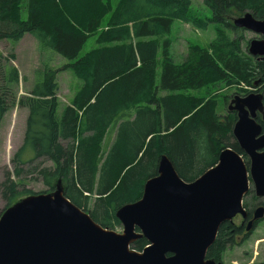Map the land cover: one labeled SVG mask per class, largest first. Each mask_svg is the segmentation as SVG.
I'll use <instances>...</instances> for the list:
<instances>
[{"label": "trees", "instance_id": "16d2710c", "mask_svg": "<svg viewBox=\"0 0 264 264\" xmlns=\"http://www.w3.org/2000/svg\"><path fill=\"white\" fill-rule=\"evenodd\" d=\"M114 1L0 0V40L16 45L35 36L68 61L60 71L70 70L81 82L62 111L58 71L50 68L38 73L28 95L6 100L19 72L1 65L6 87L0 88V102L28 111L13 173L0 189L7 209L36 195L23 182L31 174L47 188L45 194L61 181L66 198L113 230L121 224L116 212L142 198L163 155L185 182L213 168L225 148L247 158L233 136L237 113L219 114V92L211 93L237 86L240 96L254 89L264 95V61L250 56L243 30L233 26L248 12L264 19V0H204V12L195 10L193 0H119L116 7ZM177 21L202 31L213 28L217 35L208 46H192L180 64L163 38ZM92 37L96 47L81 56ZM205 89L207 94H195ZM258 122L264 129L260 116ZM224 229L208 251L219 260L234 243ZM147 246L141 238L132 247L142 252Z\"/></svg>", "mask_w": 264, "mask_h": 264}, {"label": "water", "instance_id": "95a60500", "mask_svg": "<svg viewBox=\"0 0 264 264\" xmlns=\"http://www.w3.org/2000/svg\"><path fill=\"white\" fill-rule=\"evenodd\" d=\"M233 24L260 36L249 42L248 51L264 60V19L248 12ZM228 110L237 113L233 136L250 167L242 155L225 148L213 168L185 182L163 155L142 198L118 209L122 233L104 228L74 205L60 181L54 192L30 195L0 215V264H215L206 261L207 253L224 223L247 217L243 201L251 183L256 196L264 198V130L257 121L259 115L264 121V95L235 96ZM263 218L260 207L254 220ZM141 238L148 246L137 252L132 246Z\"/></svg>", "mask_w": 264, "mask_h": 264}, {"label": "rangeland", "instance_id": "374dc122", "mask_svg": "<svg viewBox=\"0 0 264 264\" xmlns=\"http://www.w3.org/2000/svg\"><path fill=\"white\" fill-rule=\"evenodd\" d=\"M118 2L119 0H115L113 6L116 7ZM193 3L196 11L199 12L204 10V0H193ZM242 30V35L246 41L250 42L253 39H260V36L255 33L245 29ZM216 37L217 35L213 28L202 31L195 29L189 24L177 21L174 23L170 35L163 38L170 42V56L173 58V61L176 64H180L189 55L192 46H208ZM165 39L161 38V42ZM95 42L96 37H92L86 44L81 56H84L94 49L96 47ZM6 63H8L9 67L16 68L19 72V82L17 84L8 85V91L6 92L11 91V97L6 98V100L16 98L18 101L22 96L28 95L33 90L38 80V73L44 72L46 68L58 71V98L61 102V111L64 109V106L70 103L78 87L81 85V82L74 76L73 72L70 70L60 71L68 61L54 51L43 48L38 39L30 34L26 35L16 45L8 40H0V88L2 89L5 88L6 85L4 73L2 75L1 65ZM8 72L10 73V71ZM160 75L161 69L159 68L158 82L160 80ZM243 88L248 89L247 86H243ZM216 91L219 92V95H217L219 96L218 113L224 116L229 112V103L233 96L237 95L236 92L238 91V87L219 86L218 88H212L211 94ZM195 94H207V89L203 90L201 94ZM3 100L4 102L2 101V104H5L7 101L5 99ZM11 103L12 101L8 102V111L0 121V189L5 181L6 175L8 173H13L14 167L12 161L23 145L28 117V111L26 109L20 108L18 105L12 106ZM260 119H262L261 116ZM111 136L112 133L108 139H110ZM244 160L247 166L250 167V159L244 158ZM23 182L26 184V189L35 194L43 193L47 189L36 176L31 174H29ZM253 189L254 187L251 184L250 194L244 201L250 202L253 199L255 196ZM94 201L95 199L90 203L91 209L94 207ZM260 201L264 202V199H260ZM257 204V202H253L252 205H249V208L254 209ZM6 209L7 204L3 201L0 194V214L2 215ZM113 230L122 233L124 228L123 225L120 224L115 225ZM224 259L225 264H264V220L256 227L253 234L250 235L244 243L239 246H231Z\"/></svg>", "mask_w": 264, "mask_h": 264}, {"label": "flooded vegetation", "instance_id": "af4514ba", "mask_svg": "<svg viewBox=\"0 0 264 264\" xmlns=\"http://www.w3.org/2000/svg\"><path fill=\"white\" fill-rule=\"evenodd\" d=\"M255 58V57H254ZM258 59V58H257ZM259 60V59H258ZM259 61H261V60H259ZM262 61H264V60H262ZM254 92H257L255 89H254V91L252 92V93H254ZM258 92H259V90H258ZM235 96H240V95H235ZM235 96H233V98H235ZM232 98V99H233ZM232 99H231V101H232ZM231 101H230V103H231ZM229 103V104H230ZM5 106H6V108H8V104L7 103H5V104H2L1 102H0V121L3 119V117L5 116V114L7 113V112H5L4 114H2L1 113V109H4L5 108ZM258 120V119H257ZM252 184V183H251ZM251 184H250V191H251ZM254 187V186H253ZM250 191H249V194H250ZM253 192H254V194H255V196L253 197V199L249 202V201H244V207H245V209H246V211H247V217L246 218H244L243 216H241V215H237L234 219H233V221H231V222H227V223H224L223 224V226H225V229L223 230V232L224 233H226V234H231L232 235V238L234 239V243L233 244H231L230 246H229V248L231 247V246H239L240 244H242V243H244L245 242V240L250 236V235H252L253 234V232L255 231V229H256V227L264 220V218L263 219H261V220H254V214H255V212H256V210L258 209V208H260V207H264V202L263 201H260V199H264V198H259V197H257L256 196V193H255V191H254V189H253ZM248 194V195H249ZM247 195V196H248ZM253 202H257L258 204L256 205V207L254 208V209H250L249 208V205H252L253 204ZM250 222H253L252 224H253V228L250 230V231H247V227H248V224L250 223ZM219 235V234H218ZM218 235H217V237H218ZM213 246V245H212ZM229 248L225 251V253L223 254V256L221 257V259L219 260L218 259V257L216 256H213V255H208V253H207V256H206V261H212V262H214L215 264H225V259H224V257H225V255H226V253L228 252V250H229ZM170 256V255H169Z\"/></svg>", "mask_w": 264, "mask_h": 264}]
</instances>
